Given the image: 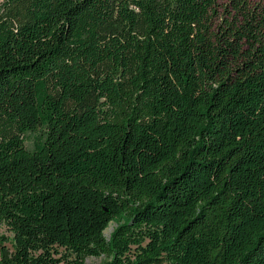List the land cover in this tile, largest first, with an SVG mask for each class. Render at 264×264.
<instances>
[{
	"label": "trees",
	"instance_id": "trees-1",
	"mask_svg": "<svg viewBox=\"0 0 264 264\" xmlns=\"http://www.w3.org/2000/svg\"><path fill=\"white\" fill-rule=\"evenodd\" d=\"M0 223V264H264V0H0Z\"/></svg>",
	"mask_w": 264,
	"mask_h": 264
},
{
	"label": "rangeland",
	"instance_id": "rangeland-1",
	"mask_svg": "<svg viewBox=\"0 0 264 264\" xmlns=\"http://www.w3.org/2000/svg\"><path fill=\"white\" fill-rule=\"evenodd\" d=\"M256 1V0H253ZM26 145L29 148H32V142L30 140L27 141ZM114 225H111L107 230L106 234L109 236L112 232ZM15 243H14V235L12 231L7 227V225L0 223V257L2 254L12 255L14 253ZM101 259L91 258L88 259V264H101Z\"/></svg>",
	"mask_w": 264,
	"mask_h": 264
}]
</instances>
